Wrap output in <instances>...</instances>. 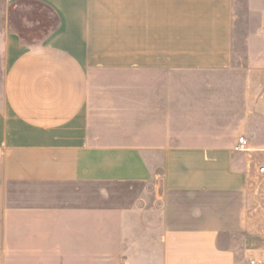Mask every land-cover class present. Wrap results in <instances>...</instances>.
Segmentation results:
<instances>
[{
    "label": "crops",
    "instance_id": "0c3cea01",
    "mask_svg": "<svg viewBox=\"0 0 264 264\" xmlns=\"http://www.w3.org/2000/svg\"><path fill=\"white\" fill-rule=\"evenodd\" d=\"M20 1L0 5V264H249L236 241L264 167V0H247L236 67V0H33L60 24L30 42L10 24ZM237 67L236 96L172 101V72Z\"/></svg>",
    "mask_w": 264,
    "mask_h": 264
},
{
    "label": "rangeland",
    "instance_id": "374dc122",
    "mask_svg": "<svg viewBox=\"0 0 264 264\" xmlns=\"http://www.w3.org/2000/svg\"><path fill=\"white\" fill-rule=\"evenodd\" d=\"M5 0H0V5L4 3ZM235 26H234V66H242L247 64V53L245 42L247 36L249 35V26L251 22V17L247 11V0H236L235 2ZM15 11V14H18ZM29 38L37 37L32 33H29ZM233 71V70H232ZM92 82H97L101 77L111 76L107 73H102L98 71H92ZM244 76L243 69L238 70V67L234 72H218V73H207V72H172L170 74V94L172 101L175 98L176 101L179 96L191 95V96H211V97H226V96H236L238 93L233 86L237 85L236 82L242 81ZM109 78V77H108ZM156 83L162 82L166 77L155 76ZM236 84H235V83ZM208 85V86H207ZM166 89V88H165ZM156 106L165 108L166 104L163 102L162 93L159 89H156ZM226 104H219V118L226 120L227 112L222 109ZM172 114L170 121V130L172 132L170 145L174 146L178 143L177 133L180 130V119L179 111L177 109V104H172ZM195 115V114H194ZM197 116H200L199 114ZM252 128L257 127L258 121H251ZM253 159L255 163L259 166H264V152L254 153ZM155 165V173H161V158L157 154L153 159ZM248 196H249V215L248 220L250 223V230L244 235L238 237L236 241V246L240 252L249 251V264L252 261L255 264H264V174H254L250 176L248 180ZM149 197V195H148ZM97 219L93 218L92 220ZM102 224L105 223L103 218L99 219ZM108 232H104V236L108 238L110 245L114 246V241L118 235L117 227L115 224L111 225ZM69 231H61L60 235H68ZM238 264H243L242 260Z\"/></svg>",
    "mask_w": 264,
    "mask_h": 264
},
{
    "label": "trees",
    "instance_id": "16d2710c",
    "mask_svg": "<svg viewBox=\"0 0 264 264\" xmlns=\"http://www.w3.org/2000/svg\"><path fill=\"white\" fill-rule=\"evenodd\" d=\"M15 11H19L18 14H15ZM10 24L24 41L30 42L29 33L35 32L40 37L46 38L58 28L60 20L46 4L23 0L18 3V8L12 7Z\"/></svg>",
    "mask_w": 264,
    "mask_h": 264
},
{
    "label": "built area",
    "instance_id": "2783aa9c",
    "mask_svg": "<svg viewBox=\"0 0 264 264\" xmlns=\"http://www.w3.org/2000/svg\"><path fill=\"white\" fill-rule=\"evenodd\" d=\"M236 151L238 152H242V153H247L250 151V139L249 137L243 136L240 137V139L238 140L237 146H236ZM258 172L260 174H264V167H261ZM251 264H255L254 261H252Z\"/></svg>",
    "mask_w": 264,
    "mask_h": 264
}]
</instances>
